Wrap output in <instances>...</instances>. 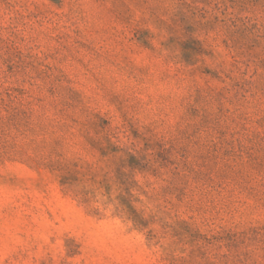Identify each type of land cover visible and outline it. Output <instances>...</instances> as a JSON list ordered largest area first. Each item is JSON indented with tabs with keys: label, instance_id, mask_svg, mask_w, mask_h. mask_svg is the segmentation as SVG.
<instances>
[{
	"label": "rangeland",
	"instance_id": "1",
	"mask_svg": "<svg viewBox=\"0 0 264 264\" xmlns=\"http://www.w3.org/2000/svg\"><path fill=\"white\" fill-rule=\"evenodd\" d=\"M0 264H264V0H0Z\"/></svg>",
	"mask_w": 264,
	"mask_h": 264
}]
</instances>
